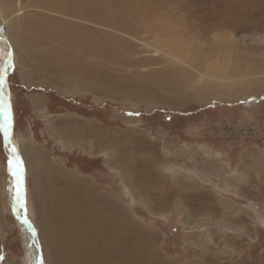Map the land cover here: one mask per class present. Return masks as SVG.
Segmentation results:
<instances>
[{
    "label": "rangeland",
    "instance_id": "obj_1",
    "mask_svg": "<svg viewBox=\"0 0 264 264\" xmlns=\"http://www.w3.org/2000/svg\"><path fill=\"white\" fill-rule=\"evenodd\" d=\"M88 1L78 15L0 1L34 229L0 129V264H112L114 243L134 247L135 264H264V0ZM78 54L81 79L68 69ZM89 190L117 208L123 235L99 222Z\"/></svg>",
    "mask_w": 264,
    "mask_h": 264
},
{
    "label": "bare ground",
    "instance_id": "obj_2",
    "mask_svg": "<svg viewBox=\"0 0 264 264\" xmlns=\"http://www.w3.org/2000/svg\"><path fill=\"white\" fill-rule=\"evenodd\" d=\"M2 3H3V5H5L6 3H10V0H0ZM93 1V0H92ZM101 1V0H100ZM41 2H42V0H41ZM40 2V3H41ZM1 3V4H2ZM43 3V2H42ZM44 4H46L45 6L47 7L48 6V8L47 9H49V10H52V11H54V12H62V13H64L65 14V10H71L70 11V13H72V14H76V15H78V14H80V13H83L88 7H89V1L88 0H45V2H44ZM101 4V3H100ZM66 5H70V6H66ZM104 5V4H103ZM99 6V5H98ZM101 7H102V4L100 5ZM89 12V11H88ZM88 12L87 13H85L86 15L88 14ZM98 14V13H97ZM1 16V15H0ZM11 17V16H10ZM44 18H43V21H42V23H43V26L45 27V28H47V27H52L53 25H60V26H63V22H65V21H62V22H51L50 20L51 19H49L48 18V16H43ZM86 17V16H85ZM1 19V18H0ZM75 19H77V17L75 18ZM97 21V20H96ZM4 25H8V24H5V22H3L2 21V23L0 22V27H2V26H4ZM9 26V25H8ZM43 26H41L42 28H43ZM71 26V24H66L65 25V29H63L62 28V30L60 31V33L61 34H63L64 35V37L63 38H65V39H63V41H65V43L67 44V45H73V46H76L75 45V41L73 40V41H69L70 39H69V37L70 36H72V35H74L75 37H76V35H75V33L77 34V35H79V37H80V31H79V28H76V27H70ZM59 27V26H58ZM60 28V27H59ZM58 28V29H59ZM53 29V28H52ZM55 29V28H54ZM60 30V29H59ZM53 31V30H52ZM51 31V32H52ZM50 32V33H51ZM54 34H55V32H54ZM49 35V36H47L46 35V32H45V35L47 36V37H50L51 39H53V40H56V36L55 35ZM70 35V36H69ZM79 37H78V40H76L78 43H76V44H78V48L79 49H82L81 51H83V50H86L87 48H85V46L86 45H84L83 43H82V41H79ZM74 38V37H73ZM89 39H91V38H89ZM217 39V42H221V39H218V38H216ZM226 40H228L227 38H226ZM93 41V40H92ZM55 43H57V42H55ZM82 46H83V48H82ZM109 47V46H108ZM108 47H107V49H108ZM71 49V48H70ZM110 49V48H109ZM111 50V49H110ZM120 51V50H119ZM71 52V51H70ZM102 52V51H101ZM63 53V52H62ZM111 53H114V52H112L111 51ZM70 54V53H69ZM101 54V53H100ZM109 54V53H108ZM77 55V54H76ZM64 56V55H63ZM71 56V55H70ZM69 57V56H68ZM68 57H66V58H68ZM74 56H72V58H73ZM64 58H65V56H64ZM75 58V57H74ZM73 58V59H74ZM105 58V57H104ZM75 59H77L76 61H71L70 59H69V61H68V63H69V67H68V69H72V68H74V67H77V68H79V70H80V72H77V76H76V79H81V76H82V66H83V63L81 62L82 60H81V54H78V56H76V58ZM58 60V59H57ZM65 60V59H64ZM63 60V61H64ZM81 60V61H80ZM59 62V61H58ZM64 63V62H63ZM61 64V63H60ZM65 67V66H64ZM84 67V66H83ZM77 71H78V69H77ZM84 71V73L86 74V75H89L88 74V72H87V70L86 69H84L83 70ZM103 71V70H102ZM96 72V71H95ZM98 72V71H97ZM101 72V71H100ZM112 72V71H111ZM99 73V72H98ZM94 74V73H93ZM97 74V73H96ZM66 75H67V73H66ZM73 78V77H72ZM74 78H75V76H74ZM81 83V82H80ZM80 85V84H79ZM34 99V98H33ZM43 103V99L42 98H38L37 100H34V103H33V105L34 106H38V105H40V104H42ZM78 123V122H77ZM89 123V122H88ZM78 126V125H77ZM87 126V125H86ZM79 127H80V125H79ZM87 127H89V126H87ZM90 128V127H89ZM90 131V130H89ZM87 132V131H86ZM83 134H87V133H84V132H82ZM89 134H90V132H89ZM91 149L93 148V145H90L89 146ZM53 171V170H52ZM59 176L62 178V175L61 174H59ZM58 176V177H59ZM64 178V177H63ZM63 178H62V181H63ZM66 178V177H65ZM67 180V179H66ZM55 181V180H54ZM69 181V180H68ZM67 181V182H68ZM56 182L57 183H59V181L56 179ZM71 182V181H70ZM73 182H74V180H73ZM57 183H55L54 182V184H57ZM80 183V182H79ZM84 183V182H83ZM60 184V183H59ZM85 184V183H84ZM61 186H62V183L60 184ZM88 185V184H87ZM55 186V185H54ZM59 186V185H58ZM68 186V185H67ZM66 187V186H65ZM55 188H56V186H55ZM68 188V187H67ZM67 188H66V190H67ZM58 189V188H57ZM59 189H61L60 187H59ZM61 191H62V189H61ZM89 192L93 195V201H94V205L93 206H95L96 205V207L94 208V212L96 213V216H97V218H99V222L101 223V224H103L104 223V221H110V223H111V225H109L110 226V228H109V230H110V232H111V235L114 237V238H117V237H119L120 235H123V233H125V231H123L122 232V230L120 229V227L117 225V219H116V212H117V208L113 205V203L110 201V199L107 197V196H105V195H102V194H100V192L98 193V192H96V191H91V190H89ZM68 194V193H67ZM60 195V194H59ZM58 195V196H59ZM56 196V195H55ZM64 196V195H63ZM68 196V195H67ZM60 197V196H59ZM65 197V196H64ZM66 198V197H65ZM92 206V207H93ZM95 215V214H94ZM96 218V219H97ZM95 221V220H94ZM97 223V222H96ZM108 223V222H107ZM102 227V230H101V232L103 233V237H104V239H102V236L99 234L100 233V231H97V233L99 234V236H101L100 238H97V241H101L102 240V242L104 243V241L106 240V233L105 232H107V230H103V225L101 226ZM106 228V227H105ZM99 230V229H98ZM80 232H81V230H80V228H77V230H75V232H72L73 234L72 235H74L73 237L74 238H76V236H79L80 235ZM75 240V239H74ZM114 245L117 247L116 249V251H115V253L113 254V256H112V259H114V261L115 262H113L112 264H135V254H133V252H135V250H134V247L132 248V246H122V245H118V243H114Z\"/></svg>",
    "mask_w": 264,
    "mask_h": 264
},
{
    "label": "snow or ice",
    "instance_id": "obj_3",
    "mask_svg": "<svg viewBox=\"0 0 264 264\" xmlns=\"http://www.w3.org/2000/svg\"><path fill=\"white\" fill-rule=\"evenodd\" d=\"M10 71H14L13 54L11 51L8 52V59L4 61V66L0 68V129H2L4 134L5 145L9 148L6 163L8 173L13 177V198L19 208L24 211L25 218L23 219V223L27 225L29 229H32L30 221L26 218L25 211L26 190L24 162L18 155L17 148L15 146H11L14 112L9 85ZM136 115L139 114L137 113ZM32 230L34 231V229Z\"/></svg>",
    "mask_w": 264,
    "mask_h": 264
}]
</instances>
